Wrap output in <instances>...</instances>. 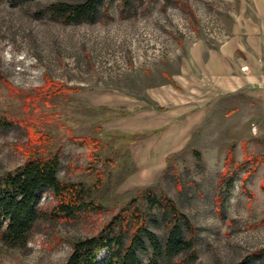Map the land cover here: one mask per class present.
<instances>
[{
  "label": "rangeland",
  "instance_id": "1",
  "mask_svg": "<svg viewBox=\"0 0 264 264\" xmlns=\"http://www.w3.org/2000/svg\"><path fill=\"white\" fill-rule=\"evenodd\" d=\"M80 1L0 0V111L46 134L48 151L60 155L58 180L85 183L89 200L103 211L72 222L39 221L23 249L0 246V264H63L71 243L95 235L146 187L162 189L197 229L194 260L184 254L160 264H264V255L251 256L264 249V160L247 176L251 165L234 173L224 217L215 204L228 152L232 169L264 158L255 147L256 107L240 98L217 102L165 169L159 175L144 171L140 179L131 137L105 126L124 110L100 104L102 96L119 94L153 105L148 89L192 71L195 61H205L229 40L238 23L257 22L255 0H103L94 21L79 23L53 14L57 4ZM45 79L74 90L53 94L42 88ZM25 133L22 125L0 131V174L24 161ZM73 138L94 139L95 149ZM52 205L44 193L39 208ZM154 214L149 229L163 242L165 226ZM150 252L146 244L142 264Z\"/></svg>",
  "mask_w": 264,
  "mask_h": 264
},
{
  "label": "trees",
  "instance_id": "2",
  "mask_svg": "<svg viewBox=\"0 0 264 264\" xmlns=\"http://www.w3.org/2000/svg\"><path fill=\"white\" fill-rule=\"evenodd\" d=\"M127 3L128 0H123V5ZM102 4L103 0H81L70 5L57 4L52 9L53 14L61 17L64 23L92 22ZM42 88L49 89L53 94L74 90L50 79H45ZM21 125L27 136L25 159L20 165L0 174V246L8 249H23L41 220L72 222L82 215L101 214L103 211L101 205L89 200V187L85 183L58 180L56 175L60 168V155L57 151H48L46 134L37 131L29 122L16 120L0 111V131ZM72 141L95 149L94 139L73 138ZM193 156L200 162L198 151L194 150ZM263 160L260 157L245 161L235 164L232 169L233 157L230 152L227 153L215 201L220 217H224V205L234 173L251 165L245 172L247 176ZM261 187H264V182ZM44 193H48L53 203L47 211H42L38 206ZM138 195L95 235L71 243L70 253L63 264H142L139 254L146 250V244L151 250L147 264H160L161 260H172L184 254H187V260H194L197 229L190 219L162 189L146 187ZM155 210L165 226L163 242L149 229V223L155 222ZM104 250L107 254L99 261ZM256 255H264V249L251 256Z\"/></svg>",
  "mask_w": 264,
  "mask_h": 264
},
{
  "label": "crops",
  "instance_id": "3",
  "mask_svg": "<svg viewBox=\"0 0 264 264\" xmlns=\"http://www.w3.org/2000/svg\"><path fill=\"white\" fill-rule=\"evenodd\" d=\"M254 7L257 22L238 23L229 40L209 51L205 61H195L192 71L181 70L171 77L172 84L148 89L155 106L131 96H102L101 105L124 110V116L105 126L131 137L140 179L144 171L159 175L167 158L185 148L221 100L240 98L256 107L260 136L255 147L264 153V0H255Z\"/></svg>",
  "mask_w": 264,
  "mask_h": 264
},
{
  "label": "built area",
  "instance_id": "4",
  "mask_svg": "<svg viewBox=\"0 0 264 264\" xmlns=\"http://www.w3.org/2000/svg\"><path fill=\"white\" fill-rule=\"evenodd\" d=\"M252 130L255 131V127L254 126L252 127Z\"/></svg>",
  "mask_w": 264,
  "mask_h": 264
}]
</instances>
